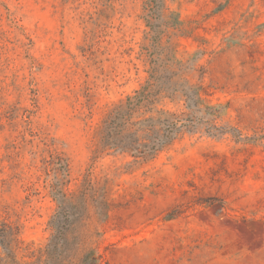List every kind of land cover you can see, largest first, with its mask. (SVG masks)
Segmentation results:
<instances>
[{
  "label": "rangeland",
  "instance_id": "1",
  "mask_svg": "<svg viewBox=\"0 0 264 264\" xmlns=\"http://www.w3.org/2000/svg\"><path fill=\"white\" fill-rule=\"evenodd\" d=\"M146 1L0 0V224L43 249L52 185L91 174L111 211L84 226L109 264H264V0L165 2L190 81L241 139L201 129L147 162L94 158L103 118L148 78Z\"/></svg>",
  "mask_w": 264,
  "mask_h": 264
},
{
  "label": "trees",
  "instance_id": "2",
  "mask_svg": "<svg viewBox=\"0 0 264 264\" xmlns=\"http://www.w3.org/2000/svg\"><path fill=\"white\" fill-rule=\"evenodd\" d=\"M165 2L144 3L143 17L149 29L143 47L149 63L148 78L103 118L94 158L118 152L135 162H147L172 147L185 133L201 129L212 136L232 133L241 139L238 129L217 126L220 110L206 102L204 97L208 94L202 84L190 81L188 74L195 68V60L183 62L177 57L174 41L181 32L171 30H178L180 22L176 18L165 21L169 11ZM176 101L183 103V111L176 112L165 105ZM51 188L57 209L49 222L51 236L45 247L29 251L21 238V228L3 222L0 264H109L98 249L100 233L84 226L91 213L99 222L109 219L111 202L107 189L94 181L91 174L85 176L74 193L66 192L61 181Z\"/></svg>",
  "mask_w": 264,
  "mask_h": 264
}]
</instances>
